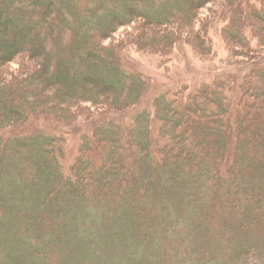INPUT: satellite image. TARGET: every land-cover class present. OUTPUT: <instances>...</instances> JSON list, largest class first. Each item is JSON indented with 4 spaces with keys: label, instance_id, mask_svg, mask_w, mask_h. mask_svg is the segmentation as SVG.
<instances>
[{
    "label": "trees",
    "instance_id": "1",
    "mask_svg": "<svg viewBox=\"0 0 264 264\" xmlns=\"http://www.w3.org/2000/svg\"><path fill=\"white\" fill-rule=\"evenodd\" d=\"M223 21L250 70L140 109L128 48L213 57ZM0 45V264H264V0H0Z\"/></svg>",
    "mask_w": 264,
    "mask_h": 264
},
{
    "label": "rangeland",
    "instance_id": "2",
    "mask_svg": "<svg viewBox=\"0 0 264 264\" xmlns=\"http://www.w3.org/2000/svg\"><path fill=\"white\" fill-rule=\"evenodd\" d=\"M206 9L207 12L210 11V8ZM225 23V21L220 22L213 30V36L216 40L217 48V52L213 57H205L189 42L181 43L172 55H164L151 50H143L138 44H133L128 48L127 59L130 64L136 68L144 70L154 82L152 91L147 95L145 102L140 109L147 106H154L155 99L160 93L169 90L175 91L186 86H190L192 90H198L206 83L214 82L221 77H229L232 74H245L250 70L252 61L250 59L242 61L229 45L224 32ZM136 26L137 24L124 26L110 39V42H118L124 38H129V34L135 31ZM20 63L21 61H18L13 65L19 68L21 66ZM133 114L134 111L129 118H131ZM101 117L102 116H100V118ZM256 117L258 122H260L261 116L259 117V114L257 113ZM83 121V130H80V132L75 130L74 133L69 134L70 139L68 148L71 154L70 160L76 158L85 133L91 131L94 126L91 125L89 121L86 122L85 118ZM220 124L221 123L218 122L212 123L214 126ZM252 127V130L246 135L251 138V141L254 138V143L250 145V152L247 154L250 157V160L260 159L259 157L264 159V126L256 125V123H254ZM208 128L212 129L211 126ZM213 133H215L214 130ZM218 136L219 140H223L229 137L230 134L227 132H221L218 133ZM235 137L236 139L238 138L236 135ZM1 234L2 233H0V235ZM120 254L122 255L123 253ZM80 255L81 254H78L77 251H71L74 264H82L80 263ZM4 257H8V253L0 255V262L5 261Z\"/></svg>",
    "mask_w": 264,
    "mask_h": 264
}]
</instances>
